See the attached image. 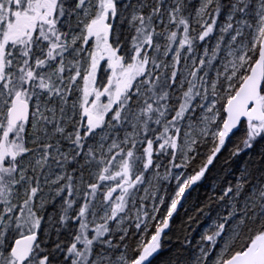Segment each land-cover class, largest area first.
<instances>
[{
  "label": "snow or ice",
  "instance_id": "snow-or-ice-1",
  "mask_svg": "<svg viewBox=\"0 0 264 264\" xmlns=\"http://www.w3.org/2000/svg\"><path fill=\"white\" fill-rule=\"evenodd\" d=\"M0 264H264V0H0Z\"/></svg>",
  "mask_w": 264,
  "mask_h": 264
},
{
  "label": "trees",
  "instance_id": "trees-1",
  "mask_svg": "<svg viewBox=\"0 0 264 264\" xmlns=\"http://www.w3.org/2000/svg\"><path fill=\"white\" fill-rule=\"evenodd\" d=\"M206 190H207V185H205L204 187L201 188V193H203ZM175 220H176V226L178 227L181 223V219H180V217H176ZM173 231L175 232L176 228H174ZM166 243H167V241H166ZM171 243H175V241L173 240V241H171Z\"/></svg>",
  "mask_w": 264,
  "mask_h": 264
}]
</instances>
